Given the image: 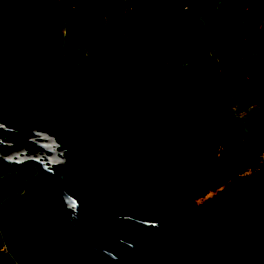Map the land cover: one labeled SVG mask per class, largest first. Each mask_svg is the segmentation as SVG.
Returning a JSON list of instances; mask_svg holds the SVG:
<instances>
[{
  "label": "trees",
  "instance_id": "1",
  "mask_svg": "<svg viewBox=\"0 0 264 264\" xmlns=\"http://www.w3.org/2000/svg\"><path fill=\"white\" fill-rule=\"evenodd\" d=\"M137 2L0 0V75L35 102L51 97L102 142L120 184L169 174L193 179L200 195L225 186L207 206L264 242V0H142L149 20L134 53L120 40L121 8ZM60 24L58 63L72 73L48 89L35 56ZM80 25L91 39L69 65L60 55ZM253 27L257 39L244 35ZM3 237L0 264H15L23 243Z\"/></svg>",
  "mask_w": 264,
  "mask_h": 264
},
{
  "label": "flooded vegetation",
  "instance_id": "2",
  "mask_svg": "<svg viewBox=\"0 0 264 264\" xmlns=\"http://www.w3.org/2000/svg\"><path fill=\"white\" fill-rule=\"evenodd\" d=\"M27 103L0 89V228L23 243L21 260L144 264L153 253L154 264H264V242L208 207L213 197L193 179L122 185L102 142L65 112L73 133ZM98 159L105 164L96 170Z\"/></svg>",
  "mask_w": 264,
  "mask_h": 264
},
{
  "label": "rangeland",
  "instance_id": "3",
  "mask_svg": "<svg viewBox=\"0 0 264 264\" xmlns=\"http://www.w3.org/2000/svg\"><path fill=\"white\" fill-rule=\"evenodd\" d=\"M53 1L54 3H58L60 0H53ZM82 2H85V0H79V3ZM137 3H138L137 5L125 6L121 8V21L123 25V34L120 40L121 42L131 44L132 51L134 53H137L140 49L143 39V32L145 31V27L149 20V17L147 15L148 7L146 5L142 6V0H139V2ZM81 11H83L82 13L85 12L84 9H82ZM256 25L258 26L257 30L261 31L264 28V21H257ZM77 31L78 32L74 35V37L68 40V46L63 48L62 54L60 55V58H62V60L68 63L69 65L76 64L78 58L81 57L83 53L85 54L87 52L88 49L87 41L91 39V36L89 35V31L86 28V26L80 25V28H77ZM255 31L256 30L253 27L251 30L245 31L244 35L246 37L250 35H254L252 37L254 39H257L258 35H256ZM65 35H66V30L64 28V25L63 24L58 25L57 32L54 33L53 44H52L53 46L50 48V51L44 55L35 56L37 70L41 74H43L48 80V86H47L48 89L52 88L54 85L59 84L65 78H67L68 75L72 73V66L65 68L60 63H58V55H59L58 47L59 44L62 42V39L65 37ZM262 53L264 55V51H262ZM249 54H250L249 57L243 55H238V57L240 58L242 63L245 61L249 62L250 58L253 56V51H251ZM85 57L86 54L83 58ZM0 89L4 90L6 94L23 97L25 103H27L26 102L27 98L32 99L29 95L18 91L12 84L6 82V80L2 78L1 75H0ZM27 104L31 105L29 106L30 110L38 111L41 117L50 120L51 123H53V121H59L60 125H64L65 123H63V121L70 119L62 110H60L57 106H55L51 97L46 98L39 104L34 103V101L32 102V100L30 103ZM231 109L235 111L236 107L232 106ZM236 115L238 117H242L244 114H238L236 112ZM65 125L66 128H68L73 133L71 126H69L71 124L67 122V124ZM263 162H264V157H263ZM104 164H105L104 160L98 159L93 162V167L94 169L98 170L102 168ZM248 174L251 173L248 172ZM113 177L116 178L115 175ZM2 193H4L3 189H2ZM208 196L211 197L210 194ZM3 220H5V218ZM4 232L5 231L0 228V254L7 255L6 249L3 247L4 245L2 240L3 239L2 235H4ZM9 257L14 261L15 264H27V262L21 260L16 253H14ZM163 258L164 257H161L156 264H164Z\"/></svg>",
  "mask_w": 264,
  "mask_h": 264
},
{
  "label": "water",
  "instance_id": "4",
  "mask_svg": "<svg viewBox=\"0 0 264 264\" xmlns=\"http://www.w3.org/2000/svg\"><path fill=\"white\" fill-rule=\"evenodd\" d=\"M224 188H225V186L219 188L218 190H216L214 192H210L209 194L211 197H214L218 192L222 191Z\"/></svg>",
  "mask_w": 264,
  "mask_h": 264
}]
</instances>
